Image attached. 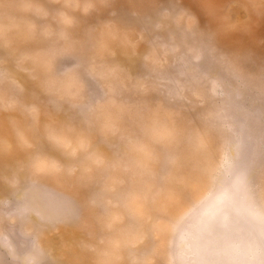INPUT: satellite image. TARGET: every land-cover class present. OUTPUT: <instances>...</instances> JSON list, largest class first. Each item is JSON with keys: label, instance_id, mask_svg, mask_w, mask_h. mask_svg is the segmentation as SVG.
I'll return each instance as SVG.
<instances>
[{"label": "rangeland", "instance_id": "obj_1", "mask_svg": "<svg viewBox=\"0 0 264 264\" xmlns=\"http://www.w3.org/2000/svg\"><path fill=\"white\" fill-rule=\"evenodd\" d=\"M0 264H264V0H0Z\"/></svg>", "mask_w": 264, "mask_h": 264}]
</instances>
